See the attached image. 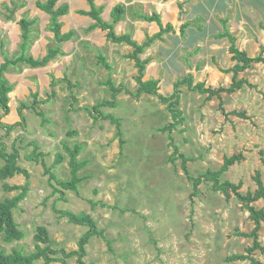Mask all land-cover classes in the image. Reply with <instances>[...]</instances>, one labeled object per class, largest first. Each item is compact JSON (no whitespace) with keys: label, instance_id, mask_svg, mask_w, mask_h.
<instances>
[{"label":"rangeland","instance_id":"374dc122","mask_svg":"<svg viewBox=\"0 0 264 264\" xmlns=\"http://www.w3.org/2000/svg\"><path fill=\"white\" fill-rule=\"evenodd\" d=\"M29 2L0 0V40L6 43L4 50L10 57L19 52L22 39L18 22L30 17ZM45 24L37 19L32 29H37L35 38L45 35L43 41L47 45L36 46L34 52L33 47L30 48V54L41 56L47 46L56 45L48 37L49 26ZM164 35L155 41L164 40L163 43L170 45ZM229 44L230 51V41ZM121 50L107 43L100 49L87 48L72 54L73 64L58 77L67 78L72 88L66 81L52 89L53 69L45 73L50 79V84L46 85L39 83L37 75L25 71L27 68L23 66L12 70L17 80L11 84L14 89L19 88L9 94V107L12 113L17 110V114L12 116L9 112L2 117V123L19 122L18 108L22 102L33 107L34 92L41 101L36 105L37 110L45 117L38 116L36 109H24L23 125L10 133L0 127L4 152L7 155L17 152V165L30 176L29 180L24 175H15L0 181V200L21 192H8L4 184L23 186L29 182L26 197L14 210L15 221L25 237L6 243L0 235V249L6 253L13 249L23 254L35 252L36 228L44 226L51 239L50 247L56 251L51 257L57 261L51 264H251L250 260H226L234 254H245L253 245L252 238L240 235L254 228L249 212L232 192L229 199L222 192H214L210 181L203 180L194 194L193 182L185 175L184 160L180 156L187 158L186 168L197 178L208 170L218 171L225 157L242 153L245 160L231 166L220 181L241 182L240 191L245 194L255 187L256 171L261 170L264 180L260 155L261 150L264 152V63H251L238 74L239 79L247 80L253 87L245 84L235 93L221 94L227 112H245L247 117L232 114L225 117L217 97L207 101L206 94L192 90L190 85L202 83L213 89L229 87L233 74L227 70L235 66L233 58L234 63L229 67L227 63L222 66L215 63L216 70H206L196 80V71H202L207 65L210 53L195 55L197 50L179 55L184 65L182 69L176 68V64L172 66L176 62L175 55L169 56L172 69L168 73L174 75L167 78L165 70L168 68H164L158 77L148 79L158 81V94L137 97L138 69L129 54ZM99 52L109 69L97 62ZM144 52L139 55L142 60ZM245 53L251 58H264L262 48L255 53ZM159 54L160 51H153L156 59ZM2 62L0 50V64ZM195 63H200L196 71ZM149 64L150 61L146 69ZM163 64L169 67L167 62ZM182 80L186 81L176 87ZM111 85L122 90L115 101ZM161 97L167 101L163 102ZM176 99L177 104L172 106ZM103 100L113 102L114 106L100 107L102 115H92V107ZM173 109L180 112L177 119ZM170 124L173 125L171 131L162 129ZM65 146L70 149L79 146L78 160L86 162L78 172L83 181L77 185V191L63 189L50 179L51 174L61 181L71 179L70 157ZM59 154L63 156L61 162ZM4 164L0 159V167ZM253 206L264 209L259 202ZM65 211L90 214L97 230L103 233L104 237L96 235L89 239L82 262L78 256L67 254L78 251L79 240L89 227L71 223L62 214ZM259 242L264 248V227L259 231ZM252 258L264 263L261 250H256ZM33 264L46 263L40 259Z\"/></svg>","mask_w":264,"mask_h":264},{"label":"trees","instance_id":"16d2710c","mask_svg":"<svg viewBox=\"0 0 264 264\" xmlns=\"http://www.w3.org/2000/svg\"><path fill=\"white\" fill-rule=\"evenodd\" d=\"M58 0H48L46 3L37 2V7L41 9L42 11L48 13L50 15V24L48 27V30L54 34V41L57 43L54 47H49L47 49V53L42 58H35L32 56L29 51L32 45V34L34 30L32 29V26L35 24L34 20H28L26 18H22L18 25L21 29V39L22 43L19 46V52L15 57H10L7 51L4 50L6 43L3 42V40H0V50L3 56V62L0 64V109L3 111V114L0 115V127L5 129L7 133H10V131L14 130L16 127L23 125L25 123V115L23 113L24 109H36L37 115L41 118L45 117V114L43 112H39L37 110V106L41 103L40 100H38V93H33V107L26 104V102H22L18 108V115L20 117V121L13 124V125H7L2 123V117L6 116L10 112L9 102L10 97L9 94L14 90V86L9 82V80L6 78L5 74L9 72L11 68H18L21 69V67H31V68H38V67H45L49 62L54 60L58 55H63V51L60 48V43L67 41L72 37L73 34H61V23L59 22V18L64 15L67 12L66 6H61L58 9H55L56 3ZM92 9L89 12V15L92 16L96 23L93 24L89 29H95L97 27H100L104 30H108V39L114 43H126L134 48V51L132 54H129L128 57L135 61V66L138 69V76L136 77V81L139 84V88L137 91V97L141 96L142 94H149V95H157L158 94V81L157 80H147L144 81V75H145V69L146 65L149 62V60H142L139 55L144 52L147 46H149L152 42L155 41V39L160 38L164 32L169 28H171V24H168L167 28H164L162 26L160 17L156 14L150 17H145L148 21H156L159 26L161 27V31L154 35V36H147V39L144 43L138 44L137 42L133 41L130 36L128 35H116L113 29V25L115 22L119 21L123 14L125 13V9L123 6H117L112 11L113 16V22L106 23L102 20L100 17L101 11L96 8L94 5V0H87ZM11 17V16H10ZM227 36L231 43L230 47V53L232 54V58L234 61H236V64L233 68L228 69L227 73H232V84L227 87H219L217 89L213 88H206L204 84L200 83L196 86L190 85V88L194 91H199L202 94H206V100H212L214 97H217L220 101V109L225 115V117H228L229 115H236L241 118H246L245 112H236L233 111L231 113L227 112L224 109V105L222 103V93H235L236 91L242 89L245 84H247L249 87H253L252 84H249L247 80L239 79L238 74L240 72L245 71L248 69L251 65V63H264V58L262 56H258L256 58L249 57L245 52L240 51L235 46V37L229 34L225 31V33L221 34V37ZM1 39V38H0ZM100 63H102L106 68H110L109 64L103 59L100 58ZM191 77V76H190ZM51 84L50 87L52 89H55L57 85L63 82H68V86L70 88L73 87V85L68 81L67 78L63 79H56L54 76L51 78ZM110 82L112 80H109ZM186 80H182L180 82H177L175 86L177 87L180 83H184ZM112 84V83H111ZM112 90V96L114 101L117 98V95L122 91L119 87H115L114 85H111ZM55 90H53L52 94H55ZM73 93V92H72ZM74 98V95L71 94ZM51 97V94H50ZM162 98L163 102H166V98ZM178 102V99H176V102L172 104V106L176 105ZM37 105V106H36ZM104 106H114L113 102H109L108 100H103L100 104L95 105L91 109V114L95 115L99 113L102 115V112L100 111V107ZM174 113V118L177 119V117L180 115V112L176 109L171 110ZM46 120V119H44ZM173 128V125H167L165 128H162L163 130L171 131ZM118 135L121 136V132H118ZM121 146L123 145V141L120 142ZM0 159H3L5 161V164L0 167V181H4L8 178H13L15 175H24L27 180H29V173L26 169L20 167L17 165L16 159L18 158V153L13 152L9 155H7L3 150V145L0 144ZM36 149V148H35ZM66 151L69 154L70 161H69V167H70V173H71V179L68 181H61L58 180L57 177L54 174L50 175L51 180H55L57 184L66 190H72L77 191V185L83 181V178L78 177V172L86 165V162H81L78 160V155L80 152V147L75 146L73 149H70L68 146H65ZM175 154H178V150L175 149ZM261 155V162L264 166V152L260 151ZM59 162L63 159V156L60 154L58 155ZM183 158V170L185 175L188 177L189 180L193 182L194 185V194L198 192V186L202 183L203 180L212 182V190L214 192H222L227 199L230 198L231 192L237 197L238 201L242 204L244 208L249 212V218L254 223V228L250 233H240V235H243L245 237H249L253 239V245L245 250V254H234L232 256L227 257V262H235V261H245L250 260L251 264H264L257 260H254L252 258V254L256 250H261L264 253V248H262L260 242H259V231L261 230L262 223H264V210L263 209H257L252 204L257 202L258 200H264V182L262 180L261 173L259 171H256L254 176V182L257 185V188L255 191L251 192L248 191L247 193L243 194L240 189L242 187V183L234 184L230 181H220V177L226 173L229 168L235 164H239L242 161L245 160V157L242 153L234 154L230 157H225L224 162L221 166V168L218 171H211L208 170L206 173L199 175L197 178L192 177L187 168H186V161L187 158H184V156H180ZM49 172V170H47ZM4 188L6 191H18L20 190V194H18L15 197L12 198H6L4 200H0V235H3L4 241L6 243H11L14 241L22 240L25 235L22 230H20L19 224L15 221L14 218V210L17 208L18 204L26 197V194L29 189V182L27 184L21 185H15V186H8L7 184H4ZM55 192L62 193L61 190L54 189ZM62 214H65L69 221L71 223H74L76 225H82L89 227V231L84 234L78 243L79 249L78 251L71 252L70 254H67V256H78L79 262H82V257L85 255V247L89 241V239L92 236H103L102 231L97 230V225L95 220L92 218L90 214L87 213H80L76 214L71 211H65L62 212ZM34 241H35V247L36 251L32 252L30 254H23L17 249H13L11 253H6L4 250L0 249V264H33L35 261H38L40 259H43L46 264H51L55 261H57L55 258H52L51 255L55 254L56 251L51 249V239L48 233V230L44 226H38L36 228V233L34 235ZM41 245H44V247H41Z\"/></svg>","mask_w":264,"mask_h":264},{"label":"crops","instance_id":"0c3cea01","mask_svg":"<svg viewBox=\"0 0 264 264\" xmlns=\"http://www.w3.org/2000/svg\"><path fill=\"white\" fill-rule=\"evenodd\" d=\"M28 1H30L28 5L31 8L28 20H35L36 24L37 19H40L43 25L48 23L49 26L50 15L37 7V2L46 3L48 0ZM94 5L101 11L100 17L106 23L113 22V9L117 6H123L125 13L119 21L114 23V32L118 36L128 35L138 44L145 42L147 36H154L161 31V27L156 21H148L145 17L156 14L160 17L164 28H167L168 24H171L172 27L164 32V38L167 41L169 40L171 44L167 45V42L163 43L164 40H157L155 43L152 42L153 44L143 54V59L150 61L146 69L147 77H144V81L150 79V77H158L159 71L161 72L164 68H168L165 72L167 73V78L170 79L174 74L168 73V70L172 69V63L168 62L169 56L175 55L174 60L176 62H173L172 66L176 64V68L182 69L184 65L181 64L179 55L182 56L185 53L192 54L197 50L199 51L195 55L199 53H210L211 55L206 58L207 65L203 67L202 71L200 69L196 71L200 63L198 65L194 64L193 69L196 71L195 79L206 70H216L218 65L215 63H219L220 66H222V63H227L229 67L234 63L232 61V54L229 51V41L227 38L217 37L225 33V31L237 38V47L241 51L249 54L260 51L262 48L264 54V0H94ZM61 6H66L68 9L59 18L61 34H73L69 40L60 43V48L64 54L58 55L45 67H23L27 68L25 71L33 73V75L35 73L39 83H44V85L49 83L50 79L45 73L50 72L52 69L55 71L53 75L56 78L61 77V72L70 68L73 64L74 59L72 54L81 53L87 48L98 47L100 49L101 46L103 47L108 43L112 44L115 48L119 47L122 49V53H126L127 55L133 52L134 48L126 43H114L110 41L107 37L109 32L107 29L104 30L100 27L92 30L89 29L96 23V20L89 15L92 7L87 0H58L55 9ZM35 30L37 31V29ZM36 31L32 34L31 48L33 47V52L36 46L47 45L43 41V36L45 35L41 34L39 38L38 36L36 38L33 36ZM47 35L55 42L52 32L48 30ZM49 47L52 46H47L45 53L41 56H35L32 53L31 55L35 58H42L46 55ZM153 51H160L158 59L153 55ZM100 53L98 54V63H100V57H104ZM198 58H201V55ZM166 62L169 67L163 64ZM193 63L194 61H192ZM14 69L18 68H11L5 74L10 83L17 80L14 78L15 74L12 71ZM18 88L12 92H15ZM20 91L22 94L24 93L21 88ZM10 112L12 116L17 114V110L12 113L10 109ZM259 172L262 176L261 170ZM256 188L257 185L255 184L251 192L255 191ZM262 201L264 200H258L257 202L264 205ZM263 224L262 227H264Z\"/></svg>","mask_w":264,"mask_h":264}]
</instances>
